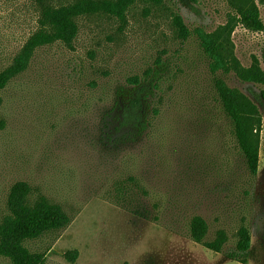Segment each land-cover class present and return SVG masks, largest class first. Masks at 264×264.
I'll return each mask as SVG.
<instances>
[{"label": "rangeland", "instance_id": "rangeland-1", "mask_svg": "<svg viewBox=\"0 0 264 264\" xmlns=\"http://www.w3.org/2000/svg\"><path fill=\"white\" fill-rule=\"evenodd\" d=\"M71 0H53L55 4ZM241 0L137 2L127 22L105 14L78 18L73 48H38L27 70L0 89V219L11 186L26 181L71 215V224L29 240L42 264H242L227 257L237 231L251 233L248 263L264 264V86L234 72L213 74L192 33L181 39L180 14L194 32L230 31L235 56L264 69V34L244 28ZM264 22V8L260 6ZM36 0H0V71L38 27ZM219 77L254 101L262 116L259 171L249 173L219 101ZM145 128L122 124L138 94ZM202 216L216 253L189 236ZM78 249L75 262L64 254ZM0 264H12L0 256Z\"/></svg>", "mask_w": 264, "mask_h": 264}, {"label": "trees", "instance_id": "trees-1", "mask_svg": "<svg viewBox=\"0 0 264 264\" xmlns=\"http://www.w3.org/2000/svg\"><path fill=\"white\" fill-rule=\"evenodd\" d=\"M179 1L191 6L192 0ZM241 1L240 4H234L236 14L230 18L229 23L236 19L244 28L264 34V22L260 12V6L264 8V0ZM137 2L160 5L164 0H71L61 4H55L53 0H36L39 8L38 27L27 38L12 62L0 71V89L27 70L38 48L56 42L73 48L79 33L78 18L105 14L118 18L123 27L127 22L129 9ZM173 23L181 39H187L192 33L197 35L201 48L210 59V70L213 74L220 70L225 74L234 72L241 81L264 86V69L260 59L253 55L251 64L243 66L235 56L231 34L230 31L227 32L225 26L213 32H206L202 28H196L192 32L180 14H175ZM214 85L222 108L233 123V133L247 169L249 173L256 175L259 171V134L262 125L259 108L247 95L237 88L230 87L224 79L216 77ZM139 93L140 89L125 106L122 124L141 125L140 129H143L145 125L139 113L142 107ZM258 98L264 102V89ZM31 193L32 188L28 182L14 183L8 194V213L0 219V256L9 259L12 264H42L46 253L32 251L26 246V242L38 239L49 232L66 229L72 222L71 215L61 205L51 202L43 194H39L31 202ZM208 229V223L202 216L195 215L191 218L190 238L213 252H222L228 241L226 231L218 230L215 239L209 241L206 240ZM237 236L235 249L229 251L227 257L246 264L251 249L249 228L241 226ZM64 256L68 261L75 262L79 250H68Z\"/></svg>", "mask_w": 264, "mask_h": 264}]
</instances>
